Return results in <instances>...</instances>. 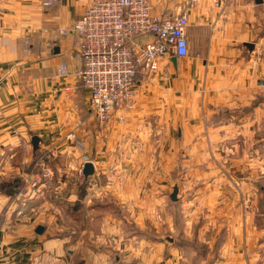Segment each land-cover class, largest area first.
Returning a JSON list of instances; mask_svg holds the SVG:
<instances>
[{"label": "crops", "instance_id": "crops-1", "mask_svg": "<svg viewBox=\"0 0 264 264\" xmlns=\"http://www.w3.org/2000/svg\"><path fill=\"white\" fill-rule=\"evenodd\" d=\"M89 1L62 0L45 8L40 0H0V179L19 174L25 163L45 151L80 165L86 155L94 165L93 174L99 176L112 168L120 177L105 183L89 181L87 193L82 195L75 184L60 195L63 184L56 183L52 186L56 207L47 200L44 183H40L42 192L33 195L27 191L18 201H7L8 195L0 189V264H264V226H257L253 217V204L264 201V184H256L259 192L253 193L251 171L248 181H197L200 187L191 201L193 207L180 211L176 228L184 234L181 224L189 212L204 217L205 208L211 210L209 218L215 229L207 253L197 246L206 242L204 226L195 232L198 242L192 257L185 244L176 245L172 240L156 244L127 235L134 218L141 225L140 219L156 224L162 218L164 227L174 228L172 212L155 205L164 201V197L155 198L157 183L164 187L168 181H133L132 171L142 164L149 172L156 141L166 147V170L172 168L177 148L173 125L180 112L170 108L155 114L150 96L139 97L135 109L116 113L122 116L111 121L106 133L100 129L90 109L89 93L77 75L82 66L80 39L75 34H58L59 29L72 25ZM253 1L221 0L214 6L213 0H150L156 15L175 14L183 8L190 15L188 54L182 58L186 65L179 69L180 86L186 94L183 105L190 106L184 109L186 119L176 130L177 138L185 140L183 151L204 147L203 140H212L216 132L213 127L204 130L200 116L191 113L194 106L204 108L214 102L211 89L223 97L251 84L253 49L247 43L255 46ZM262 4L264 11V0ZM260 39L259 47L264 34ZM260 59L259 75L264 73V56ZM61 63L67 65L65 78L57 77ZM64 84L74 87L70 95L62 90ZM33 135L40 138L38 153L30 144ZM247 165L251 170V158ZM255 168L263 180L264 162L259 161ZM179 196L184 202V196ZM64 197L83 205L65 212L59 203ZM20 201L26 215L35 216L33 220L24 222L17 214ZM80 210L83 223L61 219ZM37 225H44L41 235L34 232Z\"/></svg>", "mask_w": 264, "mask_h": 264}, {"label": "rangeland", "instance_id": "rangeland-1", "mask_svg": "<svg viewBox=\"0 0 264 264\" xmlns=\"http://www.w3.org/2000/svg\"><path fill=\"white\" fill-rule=\"evenodd\" d=\"M253 12L255 13V26L253 28L252 42L255 46L252 50L253 61H252V79L251 84H246L242 91H230L228 96L218 95L215 88L211 89V98L213 103L207 104L206 107L201 108L194 106L191 110L192 114L197 113L203 120L204 130L216 129L212 140L204 139V147H198L191 151L190 149L186 152L183 151L184 141L181 138H177V128L179 123L182 126V120L186 118L187 112L184 109H188L183 105L185 103L186 94L181 89L179 80V69L185 67V59L177 60L176 68H173V64H169L167 61L161 62V69L149 80L142 83L141 87H136V98L150 96L154 105L153 110L155 114L162 113L171 108V112H180L179 116L176 117L177 123L173 125V138L175 140L176 151L173 152V163L171 169H167L164 166L166 159V147L159 145V142L154 140L155 145L151 150V162L149 172L145 171V166L139 164L140 169L133 170L132 173L135 175L133 181H168L165 183L166 186H156L155 198L164 197V201L155 203L159 208H165L172 212L174 221V228L171 226L166 228L163 226V219H157L154 224L150 219L143 218L140 222H136L131 219L129 222V228H127L128 236H136L137 241L145 240L152 241L156 244L170 243L171 239L176 245L185 244L189 247V255L192 257L195 254L197 245V239L195 232L197 229L204 226V241L199 247V251L204 254L209 251V243L213 236V220L210 219L209 214L211 210H204V217L196 215L195 212H189L185 221L182 219L181 226L185 229L186 233L179 234L178 215L181 210L188 207V211L193 207L191 202L196 197V190L200 187V183L197 181H248L250 177V171L252 172L253 182V193H258V183L264 184L263 180L260 179V172L255 168L256 163L259 161L264 162V73L259 75L261 69V59L264 56V43L260 45V38L264 34V11H262L263 4L260 6L252 2ZM262 43V41H261ZM258 44V46L256 45ZM167 65V67H164ZM190 62L187 66H190ZM83 89V87H82ZM220 101L222 104H217ZM164 106V107H163ZM195 119V118H193ZM158 140V139H157ZM174 143V144H175ZM194 145L195 143H189ZM174 147V146H173ZM174 149V148H173ZM38 149L35 151V153ZM174 151V150H173ZM33 152V151H32ZM168 152V151H167ZM38 153V152H37ZM91 157V155H89ZM83 157V156H82ZM250 158L253 160V166L250 170L247 165ZM94 160V159H93ZM182 160V161H180ZM185 164H184V162ZM80 163L63 159V156L54 155L50 152H39L34 158L25 163L21 168V172L15 175H9L8 177H2L0 179V189L8 195L7 201L14 199L18 201V198H24L27 191L29 193H40V183H44L43 192L46 191V198L50 200L53 206L56 207L55 193H52V186L56 183L63 184V188L59 191L60 195L66 193L69 185L75 184L76 190L78 189L79 194L82 195L84 192L87 193V187L89 181H115L116 175L112 168L106 169L105 172H101L99 176L95 174L84 177L81 171ZM264 175V171H263ZM117 176L120 177V174ZM150 178L149 180L144 179ZM141 179V180H140ZM9 181V182H6ZM12 181L16 186L10 188L6 184ZM172 181V182H171ZM36 182L35 185H33ZM163 184V183H161ZM174 186H177V198L172 200L170 193H172ZM42 187V186H41ZM28 188V190H27ZM240 188L236 186V192ZM179 193L184 196V202H181ZM44 195V194H43ZM238 199V198H237ZM264 199V198H263ZM62 200L60 205L65 212L70 210H78L82 207V203L78 200L75 202H68L66 197L60 198ZM24 201V200H23ZM20 201V205L17 210L21 207L25 208ZM49 202V203H50ZM213 202V199L209 201V205ZM70 203V205H69ZM237 201V206H239ZM92 205H95L92 202ZM190 205V206H188ZM54 207V208H55ZM51 208V207H50ZM143 208V207H138ZM26 211V210H25ZM253 217L257 226H264V201L256 202L253 204ZM191 214V215H190ZM83 210L76 212H68L64 214L63 221H73L75 224L78 222L83 223ZM85 215H87L85 213ZM200 216V217H199ZM32 217V216H31ZM87 217V216H85ZM32 218H35L32 217ZM31 218V219H32ZM87 219V218H86ZM33 220V219H32ZM142 226V228H140ZM173 226V224H172ZM93 228V227H92ZM182 235L186 237H182ZM180 241V242H179ZM208 241V242H207ZM201 242V240L199 241ZM202 243V242H201ZM192 259V258H191ZM190 263H194L190 260Z\"/></svg>", "mask_w": 264, "mask_h": 264}, {"label": "built area", "instance_id": "built-area-1", "mask_svg": "<svg viewBox=\"0 0 264 264\" xmlns=\"http://www.w3.org/2000/svg\"><path fill=\"white\" fill-rule=\"evenodd\" d=\"M61 1L40 3L48 8ZM220 1L213 0L214 6ZM189 18L186 8L175 14L156 15L150 0H91L70 27L58 30L59 35L70 33L80 39L82 66L77 75L89 93L90 109L104 133L111 121L135 109L137 85L158 73L162 61L187 56ZM67 75V65L59 64L57 77ZM62 90L70 95L74 87L64 84ZM117 112L121 114L116 116ZM68 138L74 139L72 134ZM77 144L82 145L79 141ZM88 161L84 155L81 168ZM17 214L24 222L31 220L23 207Z\"/></svg>", "mask_w": 264, "mask_h": 264}, {"label": "water", "instance_id": "water-1", "mask_svg": "<svg viewBox=\"0 0 264 264\" xmlns=\"http://www.w3.org/2000/svg\"><path fill=\"white\" fill-rule=\"evenodd\" d=\"M256 4H260L263 2V0H254ZM247 46L249 47V49H253L254 48V44L253 43H247ZM172 63L174 65H177V59L176 58H172ZM39 141H40V138L37 136V135H33L31 136V139H30V144L32 146V150L35 152L38 148H39ZM82 173L84 175L85 178H87L88 176L92 175L94 173V165L92 162L88 161L86 163H84L83 167H82ZM177 192H178V189L177 187L175 186L173 188V191L170 195L171 199L172 200H176L177 198ZM44 231V225H37L35 227V230L34 232L38 235H41ZM171 241V239H169Z\"/></svg>", "mask_w": 264, "mask_h": 264}, {"label": "trees", "instance_id": "trees-1", "mask_svg": "<svg viewBox=\"0 0 264 264\" xmlns=\"http://www.w3.org/2000/svg\"><path fill=\"white\" fill-rule=\"evenodd\" d=\"M6 182H9V181H6ZM11 183H9V184H6V186L8 185L10 188L12 187V188H15V184L12 182V181H10ZM1 187V186H0Z\"/></svg>", "mask_w": 264, "mask_h": 264}]
</instances>
